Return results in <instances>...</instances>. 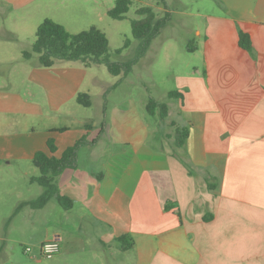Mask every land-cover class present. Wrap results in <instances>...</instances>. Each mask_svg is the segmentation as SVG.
<instances>
[{
	"label": "crops",
	"instance_id": "1",
	"mask_svg": "<svg viewBox=\"0 0 264 264\" xmlns=\"http://www.w3.org/2000/svg\"><path fill=\"white\" fill-rule=\"evenodd\" d=\"M34 1L0 0V50H9L18 34L28 36L33 14L18 10ZM223 3L227 15L209 17L204 34L195 31L200 45L190 50L201 51V75L179 79L174 90L183 93L182 101L166 104L173 130L147 124L127 101L116 104L91 120L87 136L94 141L78 149L74 167L55 177L71 207L54 197L39 208L22 207L31 224L37 211L50 210L51 219H44L50 230L38 246L56 238L60 251L53 258L61 264H224V244L238 257L234 245L253 249L264 242V0ZM239 31L250 36V51L239 46ZM32 42L24 38L20 54L28 63L25 78L43 99L0 88V115L11 117L5 124L13 130L0 133V160L26 159L35 167L27 173L29 184L39 174L32 157L46 151L49 137L59 156L86 134L81 126L41 123L60 113L66 98H76L80 80L67 67L22 58ZM15 59L0 54V62ZM20 116L32 120L23 131ZM182 126L188 136L177 147ZM123 235L133 242L125 250L117 241Z\"/></svg>",
	"mask_w": 264,
	"mask_h": 264
},
{
	"label": "rangeland",
	"instance_id": "2",
	"mask_svg": "<svg viewBox=\"0 0 264 264\" xmlns=\"http://www.w3.org/2000/svg\"><path fill=\"white\" fill-rule=\"evenodd\" d=\"M114 2L115 0H35L24 9H19V12H32L30 21L35 25L28 27V36L18 34L19 40H13L9 50H0L3 56L16 57L13 61L0 62L1 91L6 93L15 88L17 90L14 91L29 90L34 94L35 100L43 99L38 96L41 91L38 85L25 78L28 70L25 64L28 63H23L20 53L24 38L34 41L35 29L44 18L57 21L71 33L96 26L108 38V60L122 63L133 59L137 54L139 40L131 35V20L139 18L137 8L148 5L153 8L157 18L167 12V23L126 75L110 73L104 63L85 67L80 61L55 60L53 66L67 67L80 80L78 91L86 92L91 104L83 106L74 97L66 98V104L61 107L60 113L43 118L41 123L50 126L66 125L72 130H78L80 126L83 128V124L91 123L93 118L111 111L116 104L124 105L127 101L128 107L142 113L147 124L153 126L157 122L164 129L172 131L176 125L175 120H171L172 116L161 118L157 114V117H151L144 104L149 98H153L173 106L176 99L168 98V91L178 88L179 79L193 74L201 75V51L189 50L188 44L200 45V38L195 31L204 34L212 21L209 17L227 15L223 0H164L163 3H157L156 0H131L122 19H113L107 14ZM126 38L130 39V44L122 48ZM117 49H120L119 53L116 52ZM33 58L36 56L32 55L28 59L33 62ZM194 67L199 71L194 72ZM1 115L4 125H0V133L13 131L6 129L9 125L5 124L11 117ZM18 119L22 121V131L32 123L29 118L20 116ZM97 127L98 124L95 128ZM34 168L26 159H12L10 162L0 160V264H61L57 258L39 256V241L50 230L49 224L44 220L51 219L50 210L37 211L40 214L32 224L26 219L29 209L22 208L19 212L15 210L21 200L35 198L39 194L41 187L27 182ZM53 221L54 219L50 222ZM227 244H224V264H264V242L255 244L253 249L247 247V243L240 244V249L236 248L238 245H234L233 251L241 252L238 257L229 254ZM27 246L31 249L28 253L25 252Z\"/></svg>",
	"mask_w": 264,
	"mask_h": 264
},
{
	"label": "trees",
	"instance_id": "3",
	"mask_svg": "<svg viewBox=\"0 0 264 264\" xmlns=\"http://www.w3.org/2000/svg\"><path fill=\"white\" fill-rule=\"evenodd\" d=\"M157 3H163L164 0H156ZM131 0H115L114 6L108 10L107 14L113 19H122L128 11ZM139 18L131 20V35L139 40V46L136 56L126 62L115 63L108 60V38L106 34L96 26H90L88 29L77 33L69 32L64 25L54 21L51 18H44L37 26L35 39L28 49L22 51V58L28 59L32 55L37 57L38 63L43 67H51L55 60L80 61L85 67L91 64L104 63L108 71L112 74L122 73L126 75L137 62V60L146 52L152 39L158 34L159 30L167 23L168 13L165 12L160 18L156 17L151 6H140L136 10ZM130 39L124 40L122 48L128 47ZM238 44L243 49L250 51L252 43L250 36L243 31H239ZM188 44V49H191ZM121 49V48H120ZM120 49L116 52L119 53ZM169 98L182 101L183 93L178 90H171L167 93ZM76 102L83 106H90L91 101L86 92H79L76 95ZM146 112L150 116L159 115L164 118L167 115V105L164 102H158L149 98L145 102ZM102 124V123H101ZM83 128L86 134L76 140L61 152L59 156L55 155L56 145L54 139L49 137L46 140V151L38 150L32 157L33 164L38 168L39 174L32 178V181L43 187V192L37 198L20 202L16 206V211L23 206L39 208L43 206L50 198L54 197L63 207L69 208L72 201L58 192L55 184V177L64 169L76 165L77 151L88 142V131L92 128L91 123H85ZM62 131L65 127L55 128ZM102 128H100L101 131ZM52 131V129L50 130ZM188 136V126H182L176 129L174 141L177 147H181ZM117 241L118 247L125 250L132 246L131 237L120 236Z\"/></svg>",
	"mask_w": 264,
	"mask_h": 264
},
{
	"label": "built area",
	"instance_id": "4",
	"mask_svg": "<svg viewBox=\"0 0 264 264\" xmlns=\"http://www.w3.org/2000/svg\"><path fill=\"white\" fill-rule=\"evenodd\" d=\"M31 249L29 246L25 247V252H30ZM60 251L59 241L56 238L51 240H46L41 243L39 246V256L44 258H53L55 257Z\"/></svg>",
	"mask_w": 264,
	"mask_h": 264
}]
</instances>
